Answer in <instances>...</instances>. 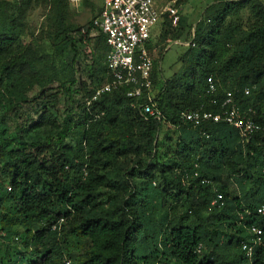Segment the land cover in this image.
<instances>
[{"label": "trees", "instance_id": "trees-1", "mask_svg": "<svg viewBox=\"0 0 264 264\" xmlns=\"http://www.w3.org/2000/svg\"><path fill=\"white\" fill-rule=\"evenodd\" d=\"M41 5L58 40L51 51L24 39L27 11ZM101 9L84 28L70 23L69 0H0V104L15 117L39 101L28 125L0 138V264H264L252 230L264 243V0H216L191 26L181 11L173 37L194 29L196 46L169 77L154 61L162 119L133 105L128 88L92 100L111 80L105 38L90 35ZM175 28L163 21L160 40ZM84 41L94 42L89 83L76 64ZM228 92L261 126L249 141L228 122L184 119L222 114Z\"/></svg>", "mask_w": 264, "mask_h": 264}, {"label": "built area", "instance_id": "built-area-1", "mask_svg": "<svg viewBox=\"0 0 264 264\" xmlns=\"http://www.w3.org/2000/svg\"><path fill=\"white\" fill-rule=\"evenodd\" d=\"M77 4L81 0H69ZM178 0H103L100 14L93 20L92 37L102 35L105 38L108 51L106 64L111 74V80L103 87L97 89L92 100H97L106 93L128 88L127 96L133 99V105L141 106L142 110L151 117L162 119L163 114L155 103L156 87L152 74L154 69V51L162 33L161 23L166 19L172 27L180 22L181 7ZM195 31L193 29L187 46H196ZM180 41L168 40V43ZM159 46V45H158ZM167 48V47H166ZM208 92H217V86L212 78H208ZM250 90L246 89V94ZM140 100L143 102L140 103ZM90 103V102H89ZM140 103V104H139ZM213 103H217L213 99ZM222 114L202 112L200 110L184 113V119L200 125L203 121H225L235 126L249 141L261 126L248 117L247 113H241L236 107L231 92L223 104ZM223 199L218 194L212 201L216 205ZM264 213V208L259 209ZM253 232L258 236L255 244L264 245L262 240L263 230L253 227ZM253 246L250 247L252 251ZM60 264H72L71 259H65Z\"/></svg>", "mask_w": 264, "mask_h": 264}, {"label": "rangeland", "instance_id": "rangeland-1", "mask_svg": "<svg viewBox=\"0 0 264 264\" xmlns=\"http://www.w3.org/2000/svg\"><path fill=\"white\" fill-rule=\"evenodd\" d=\"M103 0H93L95 7L90 5H85L83 0L79 1L77 4H73L70 2V10H69V21L75 27H89V24L93 17L96 15V12L100 8ZM216 0H185L181 5L182 17L187 20V25L191 26L194 25L200 18L203 16L204 10L206 7ZM49 13V7L41 6H34L27 11L26 15V23L27 29L24 35L25 42H33L37 45L45 46L47 50H52L53 44L57 43L58 41L55 38L50 37L47 35L49 26L47 21V15ZM179 27L175 28L172 34L166 40H160L157 42V48L154 51V58L155 60H159V67L164 73L166 77L174 75L178 71L181 70L183 66V61L181 60V55L187 49L186 42L190 41L187 37H182L180 41H173L172 43H168V40H173V34L175 36H179L181 31L183 30V26L181 25L180 30ZM178 31V32H177ZM185 33V30L184 32ZM75 39L79 40L81 36L78 33H73ZM183 35V34H182ZM181 35V36H182ZM94 42L84 41V43L78 42V53L79 56L76 59V64L78 67V77L82 78L84 81L88 82V65L91 64V52L93 51ZM159 45V46H158ZM167 47V48H166ZM85 54H88L89 61L86 60ZM81 68V69H80ZM57 85L53 88L52 91L56 92L58 89L56 88ZM160 85H158V88ZM39 88H35L29 94L30 97H34L37 95ZM68 96L63 95L60 93L58 95L59 104L57 109L60 113H63L65 109H67L70 99L67 98ZM39 101L32 102L26 105L25 109L20 111L19 116L10 113L5 114V110L0 104V119L5 116L4 122L0 120V138L2 137H14L15 135V126L18 121L22 122L24 125H28V122L25 121L26 112L32 111V108L35 107ZM25 112V113H24ZM38 116H35L37 119ZM30 121V120H29ZM165 128H169L168 125L164 126Z\"/></svg>", "mask_w": 264, "mask_h": 264}]
</instances>
